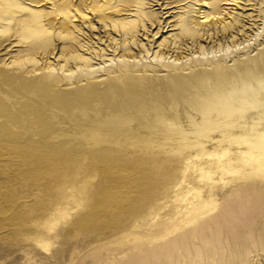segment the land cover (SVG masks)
Returning a JSON list of instances; mask_svg holds the SVG:
<instances>
[{
	"label": "rangeland",
	"instance_id": "rangeland-1",
	"mask_svg": "<svg viewBox=\"0 0 264 264\" xmlns=\"http://www.w3.org/2000/svg\"><path fill=\"white\" fill-rule=\"evenodd\" d=\"M111 1L0 0V264H264L260 117L203 107L264 62V0ZM248 13L205 51L183 26Z\"/></svg>",
	"mask_w": 264,
	"mask_h": 264
},
{
	"label": "bare ground",
	"instance_id": "bare-ground-1",
	"mask_svg": "<svg viewBox=\"0 0 264 264\" xmlns=\"http://www.w3.org/2000/svg\"><path fill=\"white\" fill-rule=\"evenodd\" d=\"M120 1V0H119ZM130 1V0H129ZM133 1V0H132ZM165 1V0H164ZM172 1L173 0H171V3H172ZM219 1L220 0H202V5L203 6H205V7H208V10H207V12H204V11H201L200 12V15H201V18H202V22H206V21H208L209 20V17L212 15V17H214L216 14H218L219 15V10H220V8H219ZM111 2H114V0L113 1H111ZM127 2V1H126ZM131 2V1H130ZM241 2V0H238V1H236V4L237 3H240ZM132 3V2H131ZM159 3V2H158ZM111 4V3H110ZM121 4V3H120ZM157 4V3H156ZM165 4V3H164ZM113 5V4H112ZM114 5L115 6H117V7H119L118 5V1H116V2H114ZM130 4L128 3V6H129ZM167 5V4H166ZM161 6V5H160ZM168 6H169V4H168ZM111 7V6H110ZM114 7V6H113ZM116 7V8H117ZM122 7V6H121ZM131 7V6H130ZM115 8V9H116ZM123 8H125V7H123ZM164 8V7H163ZM166 8V7H165ZM101 9V8H100ZM100 9H98V10H100ZM247 9V8H246ZM86 10V9H85ZM84 10V11H85ZM97 9H96V11H98ZM124 10V9H123ZM130 10V9H129ZM206 10V9H205ZM102 11V10H101ZM100 11V12H101ZM120 11H122L121 9H120ZM125 11V10H124ZM57 12H59V10L57 11ZM61 12V11H60ZM77 13H80V12H78L77 11ZM86 13H87V11H86ZM93 13V12H92ZM58 14V13H57ZM86 15V14H84V13H80V14H78V15ZM114 14H116V12H114ZM120 14V13H119ZM186 14V13H185ZM62 15V20L64 21V20H67V19H71V18H73L75 15H76V13H70V12H67V11H62L61 12V14H60V16ZM139 15H141V13H139ZM9 16H10V14H9ZM8 16V17H9ZM143 16V15H142ZM154 16V15H153ZM7 16H6V18H8ZM148 17H150V16H148ZM184 17V16H183ZM183 17L181 18V19H183ZM247 18V20L249 21H252V23L251 24H254L256 21H255V18L252 16V14L251 13H248V14H240V17H237L235 14H232L231 15V21L230 22H223V24L222 25H220L219 26V28L218 27H216L215 25V27L213 28V26L212 27H210L209 25H206V24H204L202 27L200 26L199 28L197 27V26H194V24H193V19H192V16H191V14H188V15H185V17H184V24H183V26L185 25V28H186V33H188L187 35H189V37L191 38V40H190V42H191V45L192 44H196L197 45V48H200V50L201 51H203L204 49H206V47H204V46H202L201 45V43H200V46H198V44H199V41L200 40H202V41H207V43L209 42V41H215V40H228V38L229 37H231L230 39V42H233L234 40H233V38L235 37V35H243L244 36V34H245V31H246V29L248 30L249 28L248 27H246L245 26V23H243V21H242V19L243 18ZM60 18V19H61ZM74 18H76V17H74ZM83 18V17H82ZM137 18H139V16L137 15ZM158 18V17H157ZM215 18V17H214ZM38 19V18H37ZM72 20V19H71ZM104 20V19H103ZM138 20V19H137ZM136 20V21H137ZM155 20V19H154ZM153 20V21H154ZM182 20V21H183ZM38 21V20H37ZM36 21V22H37ZM117 21V20H116ZM129 21V20H128ZM128 21H126V22H123V24H126V25H128L129 24V22ZM140 21V20H139ZM163 21V20H162ZM181 21V20H180ZM224 21V20H223ZM104 22H106V21H104ZM109 22V21H108ZM107 22V23H108ZM114 22V21H113ZM112 22V24H113V26L112 27H114V26H116V25H118V24H116L115 25V23H113ZM41 23V22H40ZM110 23V22H109ZM117 23V22H116ZM118 23H119V21H118ZM121 23V22H120ZM119 23V24H120ZM128 23V24H127ZM135 23H137V22H135ZM143 23V22H142ZM145 24H146V22H144ZM143 23V24H144ZM150 23V22H149ZM215 23V22H214ZM218 23L220 24V22L218 21ZM122 24V23H121ZM120 24V25H121ZM130 24H132L131 22H130ZM130 24H129V26H130ZM159 24V23H158ZM37 25H39L38 23H37ZM104 25H106L105 23H104ZM104 25H102L103 27H104ZM138 25H140V22H139V24ZM150 25V24H149ZM166 25V24H165ZM211 25V24H210ZM90 26V25H89ZM119 26V25H118ZM134 26H136L135 24H134ZM159 26V25H158ZM163 26V25H162ZM169 26H171V25H169ZM181 26V25H180ZM182 26V27H183ZM207 28H206V27ZM251 26V25H250ZM41 26H39V28H40ZM88 27V26H87ZM93 27V26H92ZM106 27V26H105ZM123 27V26H122ZM128 27V26H127ZM37 29V30H40V29ZM90 28V27H89ZM94 28V27H93ZM119 28V27H118ZM118 28H116V29H118ZM131 28V27H130ZM137 28V27H136ZM135 28V29H136ZM44 29H46V28H44ZM110 30H114V29H111V28H109ZM123 29V28H122ZM128 29V28H127ZM133 29V28H132ZM138 29H139V27H138ZM141 29V28H140ZM182 29V28H181ZM36 30V29H35ZM36 30V31H37ZM54 30V29H53ZM90 30V29H89ZM119 30V29H118ZM117 30V31H118ZM125 29H123V31H124ZM134 30V29H133ZM142 30H143V28H142ZM145 30V29H144ZM158 30V29H157ZM184 30V29H183ZM41 31V30H40ZM42 31H44V30H42ZM55 31V30H54ZM67 33H68V28H67ZM121 31V30H120ZM128 31V30H127ZM137 31H139V30H137ZM159 31V30H158ZM185 31V30H184ZM183 31V32H184ZM45 32V31H44ZM71 32V31H70ZM69 32V33H70ZM129 32H130V30H129ZM157 32V31H156ZM182 32V33H183ZM57 33V32H56ZM73 34H74V30H73V32H72ZM119 33H121V32H119ZM123 33V32H122ZM124 33H128V32H125L124 31ZM124 33L123 34H121V35H124ZM134 33V32H133ZM133 33H132V35H133ZM137 33V32H136ZM144 33V32H143ZM185 33V32H184ZM185 33V34H186ZM179 34V33H178ZM52 35H54L53 33H52ZM57 35V34H56ZM120 35V36H121ZM134 35H136L135 33H134ZM172 35V34H171ZM176 35V34H175ZM58 36H60L59 34H58ZM64 36V35H63ZM66 36V35H65ZM126 35H124V37H125ZM129 36H130V34H129ZM177 36V35H176ZM249 37H250V35H248ZM248 36H245V37H248ZM253 36V35H252ZM93 37V36H92ZM132 37V36H131ZM134 37V36H133ZM180 37V36H179ZM122 38V37H121ZM174 38V37H173ZM189 38V39H190ZM239 38V37H238ZM238 38H236V39H238ZM63 39H64V37H63ZM66 39V38H65ZM69 39H71V38H69ZM91 39H93V38H91ZM99 39H101V38H99ZM124 39H126V38H124ZM131 39V38H130ZM187 39V38H186ZM173 40V39H172ZM178 41V39L176 38L175 40H173L174 42L175 41ZM181 40V39H180ZM179 40V41H180ZM183 40H184V36H183ZM245 41H246V39H244ZM74 41V40H73ZM72 41V42H73ZM78 41H80V40H78ZM83 41H85V40H83ZM101 41H103V40H101ZM90 42V41H89ZM136 42V41H135ZM174 42L172 43V45L174 44ZM181 42V41H180ZM180 42H178V43H180ZM184 42V41H183ZM182 42V43H183ZM228 42H229V40H228ZM74 43V42H73ZM80 43V42H79ZM85 43V42H84ZM94 43V42H93ZM92 43V44H93ZM97 43H99V42H97ZM101 43V42H100ZM99 43V44H100ZM125 43V42H124ZM127 43V42H126ZM134 43V42H133ZM132 43V44H133ZM198 43V44H197ZM234 43H236V41L234 42ZM76 44V43H75ZM78 44V43H77ZM88 44V43H87ZM91 44V45H92ZM114 44V43H113ZM138 44V43H137ZM176 44H177V42H176ZM80 45V44H79ZM109 45V44H108ZM112 45V44H111ZM116 45V44H115ZM130 45H131V43H130ZM134 45H135V43H134ZM189 45V44H188ZM195 45V46H196ZM234 45V44H233ZM236 45H237V43H236ZM81 46V45H80ZM83 46H85V44H83ZM94 46V45H93ZM92 46V47H93ZM106 46V45H105ZM122 46V45H121ZM166 46H167V44H166ZM179 46V45H178ZM228 46V45H227ZM74 47V46H73ZM76 47H77V45H76ZM75 47V48H76ZM87 47V46H86ZM97 47V46H96ZM107 47V46H106ZM117 47V46H116ZM115 47V48H116ZM134 47V46H133ZM139 47V46H138ZM173 47V46H172ZM180 47V46H179ZM233 47V46H232ZM78 48V47H77ZM82 48V47H81ZM81 48H79V49H81ZM89 48H91V47H89ZM97 48H101V47H97ZM104 48V47H103ZM102 48V49H103ZM111 48V47H110ZM113 48V47H112ZM122 48H123V46H122ZM131 48V47H130ZM145 48V47H144ZM162 48H164V47H162ZM176 48H177V46H176ZM224 48V47H223ZM226 48H228L229 49V47H226ZM114 49V48H113ZM121 49V48H120ZM175 49V48H174ZM210 49V48H209ZM213 49V48H212ZM74 50V49H73ZM96 49H94V51H95ZM100 51V49H97V51ZM104 50H106L105 48H104ZM111 50V49H110ZM117 50H119V49H117ZM146 50H147V47H146ZM208 50V49H207ZM88 51V50H87ZM96 51V52H97ZM108 51V50H107ZM114 51V50H113ZM115 51H116V49H115ZM172 51V50H171ZM205 51V50H204ZM212 51V50H211ZM68 52V51H67ZM70 52V51H69ZM73 52V51H72ZM75 52V51H74ZM82 52V51H81ZM80 52V53H81ZM84 52H86V51H84ZM90 52V51H89ZM88 52V53H89ZM95 52V53H96ZM100 52H102V51H100ZM104 52V51H103ZM102 52V53H103ZM112 52V51H111ZM120 52V51H119ZM61 53H63V52H61ZM60 53V54H61ZM75 53H77V51L75 52ZM97 53H99V52H97ZM114 53V52H113ZM116 53H118V52H116ZM60 54H58L59 56H60ZM73 54V53H72ZM85 54V53H84ZM87 54V53H86ZM91 54V53H90ZM106 53H104V55H105ZM107 54H109V53H107ZM52 55V54H51ZM63 55V54H62ZM61 55V56H62ZM81 55V54H80ZM91 55H93V54H91ZM98 55V54H97ZM54 56V55H53ZM59 57L58 59H60V58H62V57H64L65 56V54H64V56H62V57ZM69 56V55H68ZM67 56V57H68ZM70 56H71V53H70ZM83 56H85V55H83ZM89 56V55H88ZM87 56V57H88ZM94 56V55H93ZM102 56V55H101ZM100 56V57H101ZM105 56H107V55H105ZM71 57H74V58H79L80 56H78V55H73V56H71ZM71 57H70V59H71ZM85 58V60H87V59H89V58H91L92 56H90L89 58ZM95 57V56H94ZM103 57V56H102ZM53 58V57H52ZM96 58V57H95ZM63 59V58H62ZM93 59V58H92ZM103 59V58H102ZM105 59V58H104ZM56 60V59H55ZM82 60H84V58H82ZM70 61V60H69ZM72 61V60H71ZM76 61V60H75ZM90 61V60H89ZM65 62H66V60H65ZM81 62V61H80ZM85 63H86V61H84ZM71 63V62H70ZM76 63V62H75ZM84 63V64H85ZM79 64V63H78ZM81 64V63H80ZM82 64H83V62H82ZM71 65V64H70ZM75 65V64H74ZM247 65H252V69L254 68V73H256L255 75H253V76H251V78H250V80H240V79H235V80H233V81H231L229 84H227V85H225L223 88H221L219 91H215L214 92V95H213V97L210 99V100H208V101H204L205 102V104L203 105V107H208V109L210 110L211 108H209V107H212L213 109L212 110H215V112H217L218 114L219 113H221V112H224V111H227V113L229 112V113H233L234 111H238V114H239V112L241 113L239 116H243V115H246V114H248V116L247 117H251V116H253V115H258L259 117H260V119L256 122V124H255V126L256 127H259V129H260V134H261V139H263L264 140V62L261 60V59H259V58H256V59H248L246 62H244V63H239L237 66H238V68H242V67H244V66H247ZM235 72V71H234ZM96 89H95V85L93 84V83H88L87 85H84V86H80V87H77L76 88V90L75 91H72V90H70V92H68V94L67 95H65L66 97H65V99H66V102L67 103H69V104H75V103H77V101H79V102H85L86 100H87V98H88V93H90V95H92L91 93L92 92H94ZM177 93V92H176ZM107 101H105L104 103H106ZM135 103V102H134ZM133 105H135V104H132V106ZM205 109V108H204ZM245 110V112L243 113V111ZM251 109V111H249ZM206 110H207V108H206ZM209 110H208V113H211V111L209 112ZM205 113H206V111H204ZM226 113V112H225ZM226 115V114H225ZM230 115V114H229ZM229 115H226V116H228L229 117ZM238 116V117H239ZM237 117V118H238ZM240 118V117H239ZM207 124H209V123H207ZM194 127V126H193ZM206 129V128H205ZM205 129H203V131L205 130ZM175 130V129H174ZM177 131V130H176ZM208 131V130H207ZM198 132V131H197ZM201 132V131H200ZM204 132H206V130L204 131ZM178 133H179V131H178ZM182 133V132H181ZM177 134V133H176ZM200 134V133H199ZM198 133H197V135H199ZM179 135H181V134H179ZM182 135H184V134H182ZM206 135V134H205ZM113 136V135H112ZM170 136V135H169ZM173 136V135H172ZM175 136H178V135H174V137ZM203 136V135H202ZM108 137V136H107ZM110 137V136H109ZM167 137V136H166ZM164 138H165V135H164ZM182 139V138H181ZM185 139V138H184ZM183 140V139H182ZM261 142V141H260ZM263 144V146H264V142L262 143Z\"/></svg>",
	"mask_w": 264,
	"mask_h": 264
}]
</instances>
